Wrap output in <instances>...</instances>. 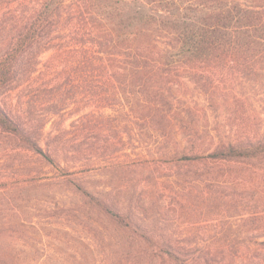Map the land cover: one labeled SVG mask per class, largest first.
I'll list each match as a JSON object with an SVG mask.
<instances>
[{
    "label": "trees",
    "instance_id": "1",
    "mask_svg": "<svg viewBox=\"0 0 264 264\" xmlns=\"http://www.w3.org/2000/svg\"><path fill=\"white\" fill-rule=\"evenodd\" d=\"M0 13L5 136L64 173L59 160L73 167L89 155L113 164L109 138L118 132L110 117L99 121L97 115L120 110L135 142L156 143L147 154L156 162L202 163L217 176L236 164L242 167L236 180L253 191L263 187L264 135L220 136L203 146L199 103L179 90L194 84L214 101L231 86H224L229 78L264 82V0H0ZM91 105L73 131L65 127L69 115ZM91 131L103 143L86 141ZM75 185L119 225L159 246L166 260L207 262L175 240L156 242L139 214ZM25 257L15 254L12 264H24Z\"/></svg>",
    "mask_w": 264,
    "mask_h": 264
},
{
    "label": "rangeland",
    "instance_id": "2",
    "mask_svg": "<svg viewBox=\"0 0 264 264\" xmlns=\"http://www.w3.org/2000/svg\"><path fill=\"white\" fill-rule=\"evenodd\" d=\"M225 83L231 86L222 87L214 101L194 84L179 90L199 103L203 146L220 136L264 135V82ZM92 106L69 115L65 127L73 131L74 121L91 114ZM124 113L97 115L99 121L110 117L118 132L109 138L114 163L89 155L73 167L59 160L65 173L0 132V264H12L18 253L26 256L24 264H173L159 246L105 214L75 182L139 214L156 242L165 237L204 255V264H264V185L258 192L244 186L234 178L242 174L236 164L224 165L217 176L202 163L156 162L147 155L156 143L135 142L132 125L120 121ZM97 134L91 131L85 140L103 143Z\"/></svg>",
    "mask_w": 264,
    "mask_h": 264
}]
</instances>
